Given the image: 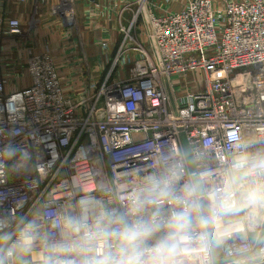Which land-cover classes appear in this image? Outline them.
I'll list each match as a JSON object with an SVG mask.
<instances>
[{"label":"built area","instance_id":"built-area-1","mask_svg":"<svg viewBox=\"0 0 264 264\" xmlns=\"http://www.w3.org/2000/svg\"><path fill=\"white\" fill-rule=\"evenodd\" d=\"M6 1L32 3L34 15L46 2ZM58 1L52 12L74 25L73 0ZM119 31L102 76L79 91L66 88L48 53L31 55V84L13 91L0 62V149L19 145L47 165L39 176L0 178V212L38 211L54 238L59 212L77 190L121 207L132 195L124 189H134L161 152L182 146L183 134L219 159L236 137L264 127V0H190L161 15L138 11ZM7 33L22 34L18 19H9ZM42 256L38 248L32 264Z\"/></svg>","mask_w":264,"mask_h":264},{"label":"clouds","instance_id":"clouds-1","mask_svg":"<svg viewBox=\"0 0 264 264\" xmlns=\"http://www.w3.org/2000/svg\"><path fill=\"white\" fill-rule=\"evenodd\" d=\"M157 159L121 207L77 190L59 238L38 211L0 212V264H32L38 248L42 264H264V127L219 159L187 142ZM46 167L19 145L0 149V178Z\"/></svg>","mask_w":264,"mask_h":264},{"label":"crops","instance_id":"crops-1","mask_svg":"<svg viewBox=\"0 0 264 264\" xmlns=\"http://www.w3.org/2000/svg\"><path fill=\"white\" fill-rule=\"evenodd\" d=\"M189 1L147 0V9L142 6V10H145V16L150 13L161 15L179 10ZM57 2L59 1L46 0L39 14L34 15L32 3L0 0V62L7 79V91L31 84L28 61L33 54H50L59 71L63 70V83L69 90L79 91L88 82L97 81L109 57H103L102 53H117L121 40L120 23L130 20L134 15L135 4L139 7L141 0H73L76 19L74 25L68 24L52 12ZM11 18L20 21L22 28L24 26V33H7ZM144 29L143 25H139L138 33L142 40H145L142 37ZM73 56L78 59L82 57V60H74V64L69 62L70 65L64 68L65 62ZM73 75H77L75 79Z\"/></svg>","mask_w":264,"mask_h":264},{"label":"rangeland","instance_id":"rangeland-1","mask_svg":"<svg viewBox=\"0 0 264 264\" xmlns=\"http://www.w3.org/2000/svg\"><path fill=\"white\" fill-rule=\"evenodd\" d=\"M147 1L146 0H144V2H142V0H141V2H140V6L142 7V6H144L146 9H147V3H146ZM58 3V2H57ZM45 4V3H44ZM43 4V5H44ZM42 5V6H43ZM55 7V6H54ZM54 9V8H53ZM52 9V10H53ZM134 13L135 12H138V11H142V13L143 12H145V10L143 11L140 7H138V5L137 4H135V7H134ZM128 11H129V9H128ZM57 17H61V16H58V15H56ZM61 19V18H60ZM75 22H76V20H75ZM25 31H24V26H23V28H22V33H24ZM2 52V38H1V36H0V53ZM70 54H79V53H70ZM103 54V57H106L107 55H109V56H111L113 53H102ZM31 57V56H30ZM74 60H82V57H80L79 59L77 58V57H70V58H68V60L65 62V65H64V68H66V66H68V65H70V64H74ZM70 62V64H68ZM56 63V62H55ZM76 63H78V62H76ZM57 66V65H56ZM58 67V66H57ZM105 67H107V65L105 66ZM70 68V67H69ZM59 69V68H58ZM75 70V69H74ZM73 70V71H74ZM63 71V70H62ZM62 71L60 72V74H61V76H63V73H62ZM72 73H74V72H72ZM68 75V74H67ZM77 76V75H76ZM75 75H73V77H74V79H75V77H76ZM98 76H102L101 74L100 75H98ZM77 85V84H76Z\"/></svg>","mask_w":264,"mask_h":264},{"label":"water","instance_id":"water-1","mask_svg":"<svg viewBox=\"0 0 264 264\" xmlns=\"http://www.w3.org/2000/svg\"><path fill=\"white\" fill-rule=\"evenodd\" d=\"M182 139H183V144H184L185 142H187V143H188V141H187V139H186V136H185V134H183V135H182Z\"/></svg>","mask_w":264,"mask_h":264}]
</instances>
